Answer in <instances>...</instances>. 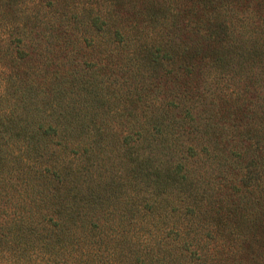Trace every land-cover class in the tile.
<instances>
[{"label":"trees","instance_id":"16d2710c","mask_svg":"<svg viewBox=\"0 0 264 264\" xmlns=\"http://www.w3.org/2000/svg\"><path fill=\"white\" fill-rule=\"evenodd\" d=\"M45 1L0 37V264H264V0Z\"/></svg>","mask_w":264,"mask_h":264},{"label":"rangeland","instance_id":"374dc122","mask_svg":"<svg viewBox=\"0 0 264 264\" xmlns=\"http://www.w3.org/2000/svg\"><path fill=\"white\" fill-rule=\"evenodd\" d=\"M17 1L18 0H2L0 5V37L2 44L12 43V46H15L17 42H19V36H22V32H25L26 36H28L25 38L23 44L31 46L30 44L33 43H45V38H40L43 35L45 36L49 34L48 28L53 25L61 26V16L58 17L57 14L50 11V2L47 3L45 1L44 4H42V8L36 17L31 3L26 2L24 5H21L18 4ZM44 5L46 7H44ZM36 18L37 20H33ZM59 29L61 28L59 27ZM63 29L64 28H62V30ZM37 34L39 36H37ZM49 40H52L59 45L60 43H63V40L61 39ZM13 103V99L10 96H7V99H0V108L13 110Z\"/></svg>","mask_w":264,"mask_h":264}]
</instances>
